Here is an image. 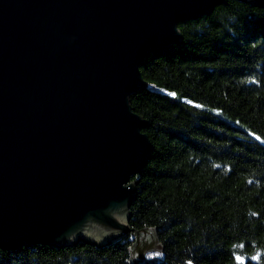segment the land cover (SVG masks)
<instances>
[{"label": "water", "instance_id": "95a60500", "mask_svg": "<svg viewBox=\"0 0 264 264\" xmlns=\"http://www.w3.org/2000/svg\"><path fill=\"white\" fill-rule=\"evenodd\" d=\"M229 1L0 0V249L133 235L129 264L160 262L156 231L130 226L154 150L130 98L181 24Z\"/></svg>", "mask_w": 264, "mask_h": 264}, {"label": "trees", "instance_id": "16d2710c", "mask_svg": "<svg viewBox=\"0 0 264 264\" xmlns=\"http://www.w3.org/2000/svg\"><path fill=\"white\" fill-rule=\"evenodd\" d=\"M179 29L130 98L154 148L130 226L156 231L158 264H264V9L230 0ZM132 236L0 249V264H129Z\"/></svg>", "mask_w": 264, "mask_h": 264}, {"label": "rangeland", "instance_id": "374dc122", "mask_svg": "<svg viewBox=\"0 0 264 264\" xmlns=\"http://www.w3.org/2000/svg\"><path fill=\"white\" fill-rule=\"evenodd\" d=\"M133 236H132V240L131 241H133ZM134 243V242H133ZM29 248V247H28ZM23 249V248H22ZM150 253H148L147 254V259L148 260H150V259H152V258H154V257H156V258H162L163 257V251H156V250H151V251H149Z\"/></svg>", "mask_w": 264, "mask_h": 264}, {"label": "snow or ice", "instance_id": "6c2138e0", "mask_svg": "<svg viewBox=\"0 0 264 264\" xmlns=\"http://www.w3.org/2000/svg\"><path fill=\"white\" fill-rule=\"evenodd\" d=\"M239 259V258H238Z\"/></svg>", "mask_w": 264, "mask_h": 264}]
</instances>
